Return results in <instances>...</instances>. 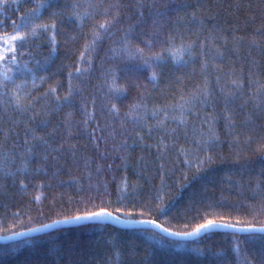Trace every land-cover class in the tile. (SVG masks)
I'll use <instances>...</instances> for the list:
<instances>
[{
    "label": "snow or ice",
    "instance_id": "6c2138e0",
    "mask_svg": "<svg viewBox=\"0 0 264 264\" xmlns=\"http://www.w3.org/2000/svg\"><path fill=\"white\" fill-rule=\"evenodd\" d=\"M17 4V11L21 7L24 12L20 19L12 20L5 16L0 21V28L5 30V35L0 42V64L4 65V71L0 73V111L4 113L12 112L23 118V144L20 151H17V144H13V149L6 151L0 156V171L6 177H15L18 173H25L31 169L34 160L46 164L49 160L58 163L69 154L74 163L78 160L79 149L77 145L71 144V113H67L63 121L53 123L52 118L61 112L65 107L73 105L74 97L80 95V90L72 84L73 78L83 77L92 71H99L101 84L98 92H103V99L106 101L107 112L115 119H119L120 127L125 132L126 125L132 124V131L127 132V138L118 150L127 152L131 145L142 144L145 140L144 129L150 135L154 130L161 131L162 135L155 144L156 151L161 157L175 147L179 140L178 133L183 127V135L187 142L188 137H192V146L189 149L180 148L179 154L185 156L183 164L187 171H184L183 178L189 180V173L193 165L195 171L191 174V179H196L198 175L207 172L218 162H223L224 157L216 152V148L221 143L220 135L216 124L224 121L225 134L230 137L229 147L234 149L230 155L236 161H244L237 169L241 178L251 174L254 169L249 167V162L245 160V148L254 141L260 143V168L255 181L253 193L259 197V214H264V83L253 80L254 69L257 67L255 61L251 62L248 76L243 74V68L237 73L233 68L226 74L227 83L219 89L223 97L222 110L217 113L215 109L211 113L201 115V108L207 109L217 103L213 91L207 87V74L210 67H215L214 61L222 60L227 51L228 39L225 33L229 31L224 27V23L211 13L210 8L203 3H192L191 0H177L175 4L169 0H135V3H124V0H23ZM31 4V7L28 5ZM8 0H0V8H6ZM239 8L240 5H234ZM191 9V11H189ZM216 21V23H208ZM72 23L74 34L67 37L73 42L82 40L83 47L79 52V66H75V73H68V89L64 96L58 94L59 82L55 86H49L44 92H38V86L47 83L49 75L48 69L55 64L59 49L61 47L60 37L65 35V25ZM11 28L13 35H7V29ZM87 29V30H85ZM196 30V38H192V30ZM239 29L233 27L232 41L237 48L244 42L245 37L237 36L235 33ZM257 32L264 37V25ZM203 33V39L200 34ZM39 41V43H38ZM108 42L109 47L106 54L100 59L97 69L96 60L101 47ZM255 45V41H253ZM46 48L48 54L39 59V49ZM224 49V51H220ZM264 53V47L260 48ZM212 55L211 62L208 57ZM200 61V72L205 77L204 85L197 84L187 98L181 93L180 99L183 103H173L166 105H155L148 108L147 99L141 91L137 99L129 104L128 111L124 117L120 118L118 102L126 98L131 87L138 90L141 84L138 82L139 76H144L148 83L155 88L164 75L165 67L171 63L179 67H187L189 63ZM87 67H84V65ZM131 66V67H130ZM135 72L136 79L129 80L127 74ZM124 76V83L121 84V77ZM220 77L217 76L219 83ZM19 81V82H18ZM179 82V78H177ZM247 81V82H245ZM258 87L253 89V85ZM248 91H245V89ZM106 89V91H105ZM237 101H240L237 104ZM95 108L96 98L91 100ZM253 104L251 111L249 104ZM110 104V107L107 105ZM193 109H196L194 112ZM85 119L83 125L87 127L92 115L87 111V104L83 105ZM151 117L155 124L149 123ZM244 116L241 119V116ZM188 118L199 121V127L188 128ZM259 121V123H257ZM13 121V124H18ZM174 123L175 127L169 129L168 124ZM99 127V125H97ZM61 129H67V135L61 133ZM139 129V130H138ZM113 133L115 128L112 129ZM13 133V129H0L3 141L6 142ZM19 136V133H16ZM166 143V140H169ZM92 139L96 140L95 129ZM148 147H152L149 145ZM192 157V158H187ZM86 167H90L89 161L84 158ZM124 159V157H122ZM18 162V166H17ZM110 168L111 165H108ZM163 169V164H161ZM102 170L101 165H97V174ZM34 171L39 172L37 167ZM87 179H92L89 171ZM160 179L163 183L164 174L161 172ZM126 184V179H125ZM181 187L187 185L181 184ZM21 187H26L23 181ZM137 185H133V188ZM100 197L99 203L96 202ZM104 194L97 192L93 195L91 184L85 190V195L81 197L78 204L83 205V211L77 208V214L65 215L63 219H55L50 223H40L38 227L27 228L25 232H13V236H22L26 233L39 232L44 229L54 228L58 224H80L81 222H98L111 219L117 223H132L130 219H121V216L131 217L132 211H125V205L118 198L116 201L105 200ZM155 208L149 205H141L140 214L155 211L157 218L168 212V206L164 203L163 197L155 198ZM196 201L190 200L186 205V211L190 212L194 208ZM117 205L113 207V205ZM135 207V206H133ZM208 207H211L209 205ZM199 215V207L195 208ZM140 223L152 224L170 237L186 239L197 236L201 232H208L218 227L233 229V247L237 254L242 249L241 244L249 241H259V258L256 264H264V225L257 227L252 223H246L244 227H237L235 224H222L217 220L209 219L205 223L199 224L192 231H169L162 227L156 219L140 221ZM239 223V222H237ZM247 232L250 235L241 240L236 233ZM259 233L260 235H256ZM153 235H155L153 233ZM52 239L51 236L48 237ZM164 239V237H161ZM76 242L73 241V245ZM103 246L109 252H115L116 259L109 258L108 261H101V264H154L150 259V248L145 246L141 249V244L131 240L124 245L114 234L106 235L103 240L96 242L97 246ZM70 248L72 245L69 246ZM7 255V253H5ZM52 264H61L59 260ZM64 264H94L92 260L65 261ZM214 264H231L227 254L218 258ZM244 264H251L245 255Z\"/></svg>",
    "mask_w": 264,
    "mask_h": 264
},
{
    "label": "trees",
    "instance_id": "16d2710c",
    "mask_svg": "<svg viewBox=\"0 0 264 264\" xmlns=\"http://www.w3.org/2000/svg\"><path fill=\"white\" fill-rule=\"evenodd\" d=\"M17 2L22 3L23 0H17ZM169 2L175 4L177 0H169ZM191 2L203 3L221 23L226 21L224 27L229 29L225 33L228 44L224 58L214 61L215 67H210L207 74V87L213 91L217 103L207 109L201 108L203 116L211 113L213 109L217 113L222 110L223 97L219 89L225 86L226 74L233 68L237 73H240L243 68V74L247 77L251 62L255 61L257 67L254 69L252 79L264 83V53L260 50L264 47V37L257 32V29L264 25V0H191ZM124 3L134 4L135 0H124ZM234 5H240V7L237 8ZM28 7H31V4ZM16 9L17 4L8 0V6L0 8V21L5 16L10 18L9 25L12 20L18 21L24 8L21 7L19 11ZM208 23H216V21ZM233 27L239 29L235 33L237 36L245 37L238 48L232 41ZM73 29L72 23L65 25V35L60 37L62 43L55 64L48 69L47 73H40L49 75V79L43 86H38V92H34V95L44 92L49 86H55L57 82L61 85L58 94L60 96L66 94L69 83L68 73L70 71L75 73L74 65L79 66V52L83 47L82 40L65 42L67 37L74 34ZM13 34L9 27L7 35ZM4 35L5 30L0 28V40L4 38ZM203 35V33L200 34V39H203ZM192 38H196L195 29L192 30ZM108 47V42L101 47L96 60L97 69ZM39 52L38 58L41 60L48 54L46 48L39 49ZM208 59L211 62V53ZM84 67L87 65L85 64ZM3 71L4 65L0 64V73ZM137 76L135 72L127 74L129 80L136 79ZM217 76L220 77L219 83ZM138 82L141 88L138 90L131 87L126 98L118 102L121 119L128 111L129 104L137 99L139 92L144 93L149 109L155 105L183 103L180 99L181 93L185 98L189 97L191 90L197 84L204 85L205 77L200 72V61L196 60L195 63H189L187 67L169 63L155 88L144 76H139ZM120 83H124V76L121 77ZM72 84L80 90L81 94L74 97L72 106L65 107L52 120L55 124L63 121L67 113L72 114L70 117L72 138L68 142L77 145L78 160L74 163L70 154L58 163L49 160L44 164L34 160L28 172L18 173L14 178L6 177L3 171H0V237L7 238L13 236V232H25L27 228L38 227L40 223H50L55 219H63L65 215H75L78 207L83 211V205L78 204V201L85 195L89 184H91L93 195L99 192L104 194L105 200L112 201L119 198L126 206L125 211L133 212L131 217L121 216L122 220L130 219L133 222H140L156 219L162 227L173 232L192 231L209 219L217 220L222 224H235L237 227H244L246 223H252L257 227L264 225V214L258 213L259 197H255L253 193L261 159L258 140L245 148V160L254 171L250 175L245 173L241 178L237 169L244 161L238 162L234 156L230 155L234 152V149L229 147L230 137L225 134L224 121H218L216 128L221 143L216 148V152L224 157L223 162H218L194 180L191 179V174L195 171V165H193L189 173L190 179L185 181L183 173L187 171V168L183 160L186 157L179 154L178 150L191 148L192 137L190 135L186 142L183 127L178 133L179 140L175 143V147L170 145L169 151L162 157L155 147L162 132L154 130L148 135L147 128L144 129L145 140L142 144L132 145V140L129 139L128 143L131 145L129 150L127 152L118 150L127 138V132L132 131V124L126 125L125 132L120 127L119 119L113 118L107 112L106 101L103 99L104 93L97 91L101 84L99 71L73 78ZM256 87L258 85L254 84L253 89ZM245 91L248 89L246 88ZM93 97L96 98L95 108L91 103ZM239 103L240 101H237V104ZM84 104H87V111L92 115L87 127L82 123L85 119ZM107 106L110 107V104ZM252 108L253 104L250 103L249 111ZM193 111L195 112L196 109ZM243 118L242 115L241 119ZM148 120L149 123H156L150 115ZM13 121L19 123L13 124ZM173 127H175L174 123L168 124L169 129ZM193 127L198 128L199 121L188 118L189 130ZM113 128H115L114 133ZM0 129L5 131L13 129L9 139L0 143V156H3L6 151L10 152L14 143L17 144L16 150L20 151V146L23 144V118L12 112L0 111ZM94 129L96 140L92 139ZM60 131L67 135V129ZM16 133H19V136ZM170 139L165 142L169 143ZM0 141H3L2 134H0ZM149 145L152 147H148ZM80 158L87 159L90 167H86L83 159ZM98 164L102 166V170L97 174ZM161 164L164 166L163 169L160 167ZM108 165L111 167L109 168ZM37 167L40 168L39 172L34 171ZM89 171L92 173L90 182L87 179ZM161 172L164 174L163 183L160 179ZM22 181L26 187H21ZM181 184L187 186L181 187ZM133 185L137 187L133 188ZM158 195L163 197L164 203L168 206V212L158 218L155 211L141 215V205L155 208V198ZM99 200L100 197L97 196L96 202L99 203ZM190 200L198 203H195L193 210L188 212L186 205ZM209 205L211 207H208ZM116 206L113 205V207ZM197 207L200 209L199 215L195 211ZM112 234L124 245L135 240L141 244V249L145 246L149 247L150 259L154 264H214L218 258L226 254L231 264H244L245 255L251 264H256L259 258L258 240L241 244L242 251L237 254L233 247V232H210L196 240L175 241L165 238L158 231L123 230L106 221H98L60 227L47 234L30 236L7 244L0 242V264H52L57 260L64 264L69 260L80 262L89 259L94 264H101V261H108L109 258L116 259L115 252H109L103 244L96 245L98 240H103L106 235ZM249 235L236 233L241 240ZM49 236L52 237L51 240L48 239ZM73 241L76 242L74 245ZM70 245H72L71 248Z\"/></svg>",
    "mask_w": 264,
    "mask_h": 264
},
{
    "label": "water",
    "instance_id": "95a60500",
    "mask_svg": "<svg viewBox=\"0 0 264 264\" xmlns=\"http://www.w3.org/2000/svg\"><path fill=\"white\" fill-rule=\"evenodd\" d=\"M124 220V219H123ZM107 223L114 225L120 229H149L152 231H158L159 233H161L165 238H170L172 240L178 241V240H182V241H189V240H196L199 239V237H202L204 235H206L207 233L210 232H220V231H225V232H233V229L230 228H224V227H218L215 229H211L208 232H201L199 235L197 236H192V237H188L186 239H182V238H177V237H170L167 236V234L163 233L159 228H155L152 224L149 223H140V222H132V223H117L111 219L108 220H104ZM82 223H86V222H81L80 224H58L56 225L54 228H49V229H44L43 231H39V232H31V233H26L25 235L22 236H9L7 238H2L0 237V242L3 244H7L8 242H12V241H17V240H21V239H26L30 236H39L40 234H47L50 231L56 230V229H60V227H64V226H70V225H81ZM240 234H249L247 232H239Z\"/></svg>",
    "mask_w": 264,
    "mask_h": 264
},
{
    "label": "rangeland",
    "instance_id": "374dc122",
    "mask_svg": "<svg viewBox=\"0 0 264 264\" xmlns=\"http://www.w3.org/2000/svg\"><path fill=\"white\" fill-rule=\"evenodd\" d=\"M3 39L0 40V42H2Z\"/></svg>",
    "mask_w": 264,
    "mask_h": 264
}]
</instances>
